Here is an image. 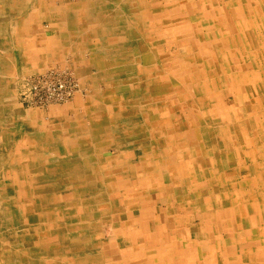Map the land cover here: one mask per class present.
<instances>
[{
    "label": "bare ground",
    "instance_id": "6f19581e",
    "mask_svg": "<svg viewBox=\"0 0 264 264\" xmlns=\"http://www.w3.org/2000/svg\"><path fill=\"white\" fill-rule=\"evenodd\" d=\"M32 3L0 0V264H105L101 227L132 264H264V0H77L105 86L53 131L9 87L67 42Z\"/></svg>",
    "mask_w": 264,
    "mask_h": 264
},
{
    "label": "rangeland",
    "instance_id": "374dc122",
    "mask_svg": "<svg viewBox=\"0 0 264 264\" xmlns=\"http://www.w3.org/2000/svg\"><path fill=\"white\" fill-rule=\"evenodd\" d=\"M76 2L77 0H45V3H47L46 5L42 6L41 4L32 3L35 5L31 6L27 10L28 13L31 12L33 16L38 19V22L36 23L32 22L30 24V27L33 30H35L39 35L38 37H32L33 43L39 44L44 40L57 39L60 38L62 34L66 37L67 40V42L64 43V45L59 46V48L57 47L56 49L52 47V49L49 50L51 52L52 58L50 59L46 58V62L44 64H40L39 67L44 66V70L41 71V73L37 70H34L32 72H23L21 74L11 75L13 79L10 80L9 87H11L12 89L16 106H18L20 110H22L23 112L29 115L32 113V111L34 110L37 111L38 112L37 114L40 117L39 118L41 121L40 123L42 124L41 126L44 130L45 129L46 130L49 129L52 131L55 130L57 128L56 125H58L63 115L65 116V118L68 119L72 118V120H76L75 123L84 120L86 117L85 108L81 106L73 105L75 103V100L77 98H82L84 101L88 102L91 99L92 95H94V92L97 88L102 89L105 86L104 82H102L99 78L94 79V76L99 74L100 72V70H98V66H100L99 64L100 61L95 56H93V54H91L90 48L91 46L97 47L99 44L97 43L98 41L93 35L92 37L91 36L85 37L81 33L82 32L81 26L74 23L73 21H72L73 23H71V19H70L71 15H69V13L66 12V7L72 6L73 8V4H75ZM52 21L55 23H53ZM55 24L57 26H55ZM77 28H80L81 30ZM79 40H81L80 44H79L80 42ZM83 43L87 48L83 52L81 51L79 52L77 50L75 51L71 46V45L75 47L81 46V48H84L82 47ZM97 53H99V51H97ZM32 65L36 66L38 65V63H36L35 61L30 63V66ZM50 69H59L61 71H67L68 73L72 74L75 77L74 79H76L77 82L79 83L80 89L77 91V94H75V97L74 98L72 97L73 99L69 100L66 103H56V105H52V106L49 105L45 107H37L34 105H30V102L23 97L24 85L30 82L34 77L43 74ZM84 70L88 71L87 73H85V75L82 72ZM53 108H57V109L52 110ZM65 118L62 121H64ZM84 125L86 127L89 124L84 122ZM17 141L20 142L23 141V139L21 138L18 139ZM140 153H141L140 150H137V154ZM102 160H104V157L102 158ZM139 161L140 160L138 155L133 156L132 163L134 165H138L140 163ZM154 210L156 211V209ZM193 212L194 210L189 208L186 213L189 214ZM136 215H138V212H136ZM191 216H192L191 214L185 216L182 225L186 226L188 224L195 223L194 229H196V224L199 221L198 220L192 221L194 219ZM172 218L173 217L171 216L169 217V219ZM116 219L118 221L126 220V216L123 215L122 219H119L117 216ZM167 219L168 217L165 214H162V220L166 221ZM149 220H150L149 221L150 228H152V231L157 230V232H159L160 225L156 223L155 219L152 217ZM100 231H102V236L100 237L101 241L104 240V242H108L114 238V236H111L112 238H110L109 236L110 234L107 233L105 227H101Z\"/></svg>",
    "mask_w": 264,
    "mask_h": 264
},
{
    "label": "built area",
    "instance_id": "2783aa9c",
    "mask_svg": "<svg viewBox=\"0 0 264 264\" xmlns=\"http://www.w3.org/2000/svg\"><path fill=\"white\" fill-rule=\"evenodd\" d=\"M74 78L67 71L50 69L24 85L23 97L37 107L66 103L79 90V83Z\"/></svg>",
    "mask_w": 264,
    "mask_h": 264
},
{
    "label": "crops",
    "instance_id": "0c3cea01",
    "mask_svg": "<svg viewBox=\"0 0 264 264\" xmlns=\"http://www.w3.org/2000/svg\"><path fill=\"white\" fill-rule=\"evenodd\" d=\"M79 41H80L79 42V44H80L81 40H79ZM71 46L75 51L77 50L79 52L80 51L83 52L84 50L87 49L85 47L84 43L82 44V47H84V48H81V46H79V47H75L73 45H71ZM154 209H156V211L154 210V212H157V208H154ZM167 220L163 221V222H167ZM154 232H157V230H154ZM157 233H160V228H159V232H157ZM109 236H110V238H112L111 237L112 235H109ZM153 251H154V249L150 248V249H147L146 252L151 253ZM132 252H133V248L131 246H128L126 244L120 245L115 237L113 239H111L110 241L105 242V244L102 248V255L105 257V264H107V263H109V264H132V263L128 262V260L126 259V256H128Z\"/></svg>",
    "mask_w": 264,
    "mask_h": 264
}]
</instances>
